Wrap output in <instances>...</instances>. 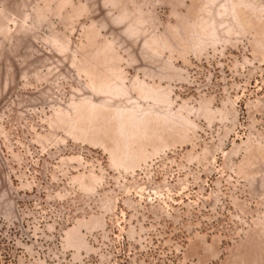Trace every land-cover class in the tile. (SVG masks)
<instances>
[{
	"label": "rangeland",
	"instance_id": "1",
	"mask_svg": "<svg viewBox=\"0 0 264 264\" xmlns=\"http://www.w3.org/2000/svg\"><path fill=\"white\" fill-rule=\"evenodd\" d=\"M0 264H264V0H0Z\"/></svg>",
	"mask_w": 264,
	"mask_h": 264
}]
</instances>
